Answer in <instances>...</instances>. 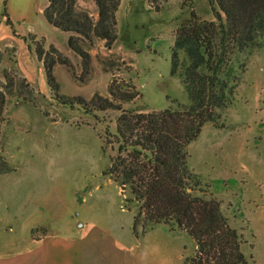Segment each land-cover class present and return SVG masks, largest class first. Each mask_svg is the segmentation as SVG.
<instances>
[{
    "label": "rangeland",
    "instance_id": "1",
    "mask_svg": "<svg viewBox=\"0 0 264 264\" xmlns=\"http://www.w3.org/2000/svg\"><path fill=\"white\" fill-rule=\"evenodd\" d=\"M152 1L120 0L115 14L117 36L110 47L98 38L92 44L83 42L91 56L88 74L68 47L67 39L74 33L44 22L41 30L47 37L36 36L43 39L47 52L54 46L69 61L54 66L61 95L85 101L95 93L108 97V86L115 80L139 92L134 100L120 102V110L92 115L77 106L61 105L51 96L44 76L30 79L19 68L15 45L0 54V90L5 96L0 110V160L13 168L0 173V256L27 246L23 221L9 228L13 210L7 204L31 199L50 203L53 210L44 222L55 236L67 238L70 231L81 232L91 225L113 237L116 248L129 251L136 264L202 261L185 232L159 223L145 231L138 227L136 234L133 214L138 206L129 200V187L121 190L105 173L116 156L112 134L123 110L149 112L189 103L181 78L171 73L181 0ZM185 1H192L203 18H212L208 0ZM77 6L96 18L93 0H77ZM4 10L7 13L0 0V18ZM29 56L37 68L42 66L34 53ZM239 60L245 64L233 102L218 110L216 122L202 123L187 146L188 165L209 184L229 225L242 234L243 264H264V33ZM36 231L42 233L40 227Z\"/></svg>",
    "mask_w": 264,
    "mask_h": 264
},
{
    "label": "trees",
    "instance_id": "2",
    "mask_svg": "<svg viewBox=\"0 0 264 264\" xmlns=\"http://www.w3.org/2000/svg\"><path fill=\"white\" fill-rule=\"evenodd\" d=\"M47 1L43 9L46 22L75 34L68 37L67 44L80 57L82 72L88 74L91 56L83 42L92 44L93 38H98L104 40L106 47L113 44L120 0H93L96 18L79 8L77 0ZM208 4L210 19L200 16L192 1L181 0L179 5L171 73L181 78L189 103L149 112L123 110L116 118L112 134L117 143L116 156L105 173L121 190L129 187V200L138 206L133 214L136 234L138 227L144 231L162 223L194 240L202 255L199 264H243L242 234L229 225L209 184L189 167L187 146L198 136L203 122H216L218 110L233 102L245 64L239 60L240 56L257 46L264 33V0H208ZM155 8L159 10L158 6ZM2 16H6L5 10ZM7 24L26 43L29 53H34L42 63L45 83L57 103L70 108L77 106L94 115L107 109L120 110V102L139 96L129 85L113 80L108 86V97L96 93L89 101L64 97L58 92L54 66L68 65L69 61L54 46L47 52L43 39H36L35 34L18 35L8 18ZM3 76L10 82L8 75ZM22 81L28 82L25 77ZM4 101L0 90V110ZM0 165V173L13 169L3 159ZM125 207L131 209L127 204Z\"/></svg>",
    "mask_w": 264,
    "mask_h": 264
},
{
    "label": "crops",
    "instance_id": "3",
    "mask_svg": "<svg viewBox=\"0 0 264 264\" xmlns=\"http://www.w3.org/2000/svg\"><path fill=\"white\" fill-rule=\"evenodd\" d=\"M1 1L3 5L5 2L7 13L0 18V54L5 47L15 45L19 68L30 79H42V66L37 68L34 60L30 59L26 43L13 34L7 18L18 35L31 32L37 37H47V32L41 30V26L46 22L43 9L48 1ZM49 205L48 202H34L31 199L7 204V209L13 210L9 228L12 229L13 225L17 226L23 221L27 246L15 254L0 256V264H136L129 251L116 248L113 237H108L107 232L92 228L91 225L81 232L70 231L65 235L67 238L48 232L44 219L46 213L53 210ZM38 227L42 229V233L36 231Z\"/></svg>",
    "mask_w": 264,
    "mask_h": 264
}]
</instances>
